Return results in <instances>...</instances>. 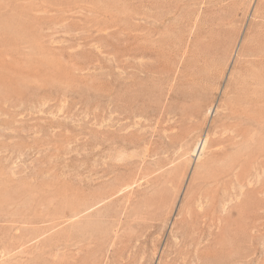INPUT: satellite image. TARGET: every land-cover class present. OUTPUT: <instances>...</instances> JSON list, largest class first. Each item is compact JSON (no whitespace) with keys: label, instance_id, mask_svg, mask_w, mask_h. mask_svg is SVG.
<instances>
[{"label":"rangeland","instance_id":"obj_1","mask_svg":"<svg viewBox=\"0 0 264 264\" xmlns=\"http://www.w3.org/2000/svg\"><path fill=\"white\" fill-rule=\"evenodd\" d=\"M0 264H264V0H0Z\"/></svg>","mask_w":264,"mask_h":264},{"label":"bare ground","instance_id":"obj_2","mask_svg":"<svg viewBox=\"0 0 264 264\" xmlns=\"http://www.w3.org/2000/svg\"><path fill=\"white\" fill-rule=\"evenodd\" d=\"M205 142H206V139L205 140L203 139V140H200L198 145H196L197 147H196L195 151L197 154H202ZM197 143H198V141H197Z\"/></svg>","mask_w":264,"mask_h":264}]
</instances>
